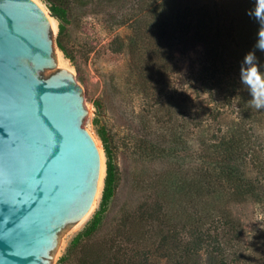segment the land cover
I'll list each match as a JSON object with an SVG mask.
<instances>
[{"label": "trees", "instance_id": "trees-1", "mask_svg": "<svg viewBox=\"0 0 264 264\" xmlns=\"http://www.w3.org/2000/svg\"><path fill=\"white\" fill-rule=\"evenodd\" d=\"M44 1L59 21L56 45L70 58L62 42L66 9L59 0ZM176 1L140 0L123 16L134 33L129 81L169 130V156L179 162L185 137L196 131L202 166L187 183L186 200L179 199L186 181L172 180L166 194L123 220L104 244L82 249L103 224L116 188L117 166L99 131L106 155L100 208L60 263L82 249L79 264H264V224H246L241 215L253 205L264 221V0ZM188 45L202 46L203 54L186 79L174 53Z\"/></svg>", "mask_w": 264, "mask_h": 264}, {"label": "water", "instance_id": "water-1", "mask_svg": "<svg viewBox=\"0 0 264 264\" xmlns=\"http://www.w3.org/2000/svg\"><path fill=\"white\" fill-rule=\"evenodd\" d=\"M50 19L37 0H0V264H53L98 192L83 90L57 66Z\"/></svg>", "mask_w": 264, "mask_h": 264}, {"label": "rangeland", "instance_id": "rangeland-1", "mask_svg": "<svg viewBox=\"0 0 264 264\" xmlns=\"http://www.w3.org/2000/svg\"><path fill=\"white\" fill-rule=\"evenodd\" d=\"M37 1L56 25L54 28L52 23L57 59L62 55L70 67L67 70L72 71L83 90L84 107L89 112L83 127L94 138L101 157V175L92 209L84 219L64 232L53 261V264H79L84 256L83 248L91 246L89 249L92 250L104 244L116 234L123 220L135 215L144 204L148 203L151 207L166 194L168 189L164 188L172 180L186 181V190L179 195V199L186 200L188 184L196 179L202 166L201 153L195 131L193 136L185 137L187 149L180 153L179 162H175L169 156V130L155 122L152 112L145 107L143 90L129 81L128 43L134 33L131 25H123L122 21L123 16L129 15L131 8L140 0H59L58 5L65 7L67 12L62 42L70 58H66L56 45L59 21L51 16L46 1ZM179 1H176L177 5ZM235 1L237 5L246 4V0ZM202 54L200 45L181 46L175 50L174 64L182 77L187 79L197 72ZM54 71L46 70L44 75ZM99 131L104 132L117 166L115 193L99 230L89 242L85 241L81 251L78 249L77 256L60 263V259L67 256L73 238L100 208L106 177V155ZM178 200L175 199L176 204L182 205L177 203ZM241 215L246 224L262 228L263 214L258 207L255 209L249 205L241 210Z\"/></svg>", "mask_w": 264, "mask_h": 264}, {"label": "bare ground", "instance_id": "bare-ground-1", "mask_svg": "<svg viewBox=\"0 0 264 264\" xmlns=\"http://www.w3.org/2000/svg\"><path fill=\"white\" fill-rule=\"evenodd\" d=\"M39 3V1H38ZM51 20V19H50ZM53 27L55 28L54 20L52 19ZM58 66L61 67V69H67L70 68L67 64V61L62 57V55L58 58Z\"/></svg>", "mask_w": 264, "mask_h": 264}, {"label": "clouds", "instance_id": "clouds-1", "mask_svg": "<svg viewBox=\"0 0 264 264\" xmlns=\"http://www.w3.org/2000/svg\"><path fill=\"white\" fill-rule=\"evenodd\" d=\"M249 55H250V54H249ZM249 55H247V56L245 57V60H244V63L247 64V65H248V63H249V61H248V57H249Z\"/></svg>", "mask_w": 264, "mask_h": 264}]
</instances>
